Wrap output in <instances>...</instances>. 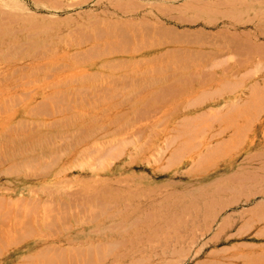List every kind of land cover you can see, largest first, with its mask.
<instances>
[{
    "label": "rangeland",
    "instance_id": "obj_1",
    "mask_svg": "<svg viewBox=\"0 0 264 264\" xmlns=\"http://www.w3.org/2000/svg\"><path fill=\"white\" fill-rule=\"evenodd\" d=\"M259 155L264 0H0V264L183 259Z\"/></svg>",
    "mask_w": 264,
    "mask_h": 264
},
{
    "label": "crops",
    "instance_id": "obj_2",
    "mask_svg": "<svg viewBox=\"0 0 264 264\" xmlns=\"http://www.w3.org/2000/svg\"><path fill=\"white\" fill-rule=\"evenodd\" d=\"M257 163V171L264 173V155L257 157ZM256 194L264 196V189ZM259 207L250 205L241 215H229L211 235L196 242L204 245L186 251L183 259H170L168 264H264V236L259 229L264 220L251 214Z\"/></svg>",
    "mask_w": 264,
    "mask_h": 264
},
{
    "label": "bare ground",
    "instance_id": "obj_3",
    "mask_svg": "<svg viewBox=\"0 0 264 264\" xmlns=\"http://www.w3.org/2000/svg\"><path fill=\"white\" fill-rule=\"evenodd\" d=\"M96 40H99V38H98V39L96 38ZM98 42H100V41H98ZM110 43H111V42H110ZM76 44H77V43H76ZM81 44H82V43H81ZM114 44H115L114 42H113V44H112V43H111V44H108V47H109L110 45H114ZM77 45H78V44H77ZM95 45H96V44H94V46H95ZM97 45H99V44H97ZM97 45H96V46H97ZM96 46H95V47H96ZM104 46H106V45L104 44ZM76 47H77V46H76ZM113 47H114V46H113ZM114 48H115V47H114ZM106 49H108V50H114V49H111V46H110V48H107V47H106ZM32 56H34V55H32ZM29 58H30V56H29ZM38 59H39V58H37V60H38ZM21 60H22V59H21ZM33 60H34V58H33ZM30 61H31V60H30ZM33 63H35V61H33ZM16 64H20V62H19V63H15V65H16ZM35 65H36V64H35ZM71 71H72V70H71ZM68 72H69V71H68ZM76 73H77V72H76ZM81 73H82V72H81ZM85 74H86V73H85ZM76 75H77V74H76ZM74 76H75V75H74ZM98 76H99V75H98ZM14 86H15V85H14ZM14 86H13V87H14ZM74 86H75V85H74ZM14 88H15V87H14ZM14 88H13V89H14ZM16 88H19V87L16 86ZM46 95H47V94H46ZM48 96H49V95H48ZM35 98H36V96L32 95L31 98H30V101L33 102V101L35 100ZM49 99H50V98H49ZM246 112H247V111H246ZM19 115H20V112H14L11 116L3 118V119L1 120V121H2V122H1V123H2V126H5V125L11 123V122L14 121V119H16ZM236 127H237V126H236ZM242 128L244 129L243 126H242ZM239 130H241V129H239ZM239 130H238V131H239ZM115 131H116V130H114V132H115ZM241 131H242V130H241ZM117 132H118V130L116 131V133H117ZM118 138H119V137H118ZM51 249H52V248H51ZM51 249H49V250H51ZM49 250H48V252H49ZM55 250H56V249H55ZM55 250H54V251H55ZM61 252L64 253V251H60L59 254H60ZM54 253L56 254V257H57L59 260H61L60 257H58L59 254H58L56 251H55ZM55 254H54V255H55ZM61 257H63V259H64V257H65V253H64L63 256H61ZM63 259H62V260H63ZM39 264H40V262H39Z\"/></svg>",
    "mask_w": 264,
    "mask_h": 264
}]
</instances>
